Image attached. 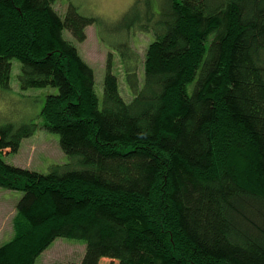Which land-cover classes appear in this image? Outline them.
Listing matches in <instances>:
<instances>
[{
  "label": "trees",
  "instance_id": "1",
  "mask_svg": "<svg viewBox=\"0 0 264 264\" xmlns=\"http://www.w3.org/2000/svg\"><path fill=\"white\" fill-rule=\"evenodd\" d=\"M56 1L0 0V88L13 59L23 89L56 87L42 126L70 158L10 164L38 123L0 127V186L23 192L0 264H36L58 237L85 243L61 264H264V0H166L130 21L154 37L143 80L126 64L131 100L111 53L99 97L64 35L96 17Z\"/></svg>",
  "mask_w": 264,
  "mask_h": 264
},
{
  "label": "rangeland",
  "instance_id": "2",
  "mask_svg": "<svg viewBox=\"0 0 264 264\" xmlns=\"http://www.w3.org/2000/svg\"><path fill=\"white\" fill-rule=\"evenodd\" d=\"M166 0H57L55 7L65 13L69 3L77 4L80 11L96 17V22L87 27V37L83 41L74 38L69 30H64L66 38L78 47L83 58L93 66L96 75V91L103 96V83L108 54L114 56V71L119 75V84L125 99L131 100L133 93L126 81V64L137 61L140 79L144 78V59L147 47L152 41V32L142 30L140 24L127 28L128 23L139 16L157 14L158 8ZM151 8V9H150ZM124 51V57L122 52ZM11 88H0V127L9 123L19 127L24 123L36 122L33 134L24 137L17 152L5 149L2 157L10 164L48 172L56 163H66L69 156L62 150L60 135L42 126L40 114L45 97L56 93V87H32L23 89L19 81L21 63L13 59ZM130 65V64H129ZM23 195L21 190L0 186V245L14 235V219L17 202ZM85 252L81 239L58 237L36 260V264H61L79 261ZM100 264H103L100 262Z\"/></svg>",
  "mask_w": 264,
  "mask_h": 264
}]
</instances>
